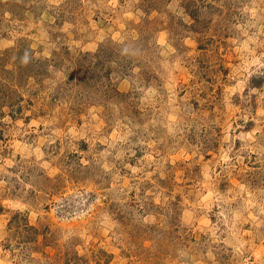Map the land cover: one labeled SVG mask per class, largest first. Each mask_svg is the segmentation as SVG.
<instances>
[{"label":"rangeland","instance_id":"1","mask_svg":"<svg viewBox=\"0 0 264 264\" xmlns=\"http://www.w3.org/2000/svg\"><path fill=\"white\" fill-rule=\"evenodd\" d=\"M0 264H264V0H0Z\"/></svg>","mask_w":264,"mask_h":264}]
</instances>
